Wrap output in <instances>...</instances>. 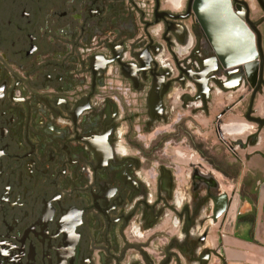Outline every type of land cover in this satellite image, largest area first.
<instances>
[{"label": "flooded vegetation", "instance_id": "af4514ba", "mask_svg": "<svg viewBox=\"0 0 264 264\" xmlns=\"http://www.w3.org/2000/svg\"><path fill=\"white\" fill-rule=\"evenodd\" d=\"M192 1L0 0V264L221 252L219 152L264 130V8L231 0L259 55L248 79L216 61Z\"/></svg>", "mask_w": 264, "mask_h": 264}, {"label": "water", "instance_id": "95a60500", "mask_svg": "<svg viewBox=\"0 0 264 264\" xmlns=\"http://www.w3.org/2000/svg\"><path fill=\"white\" fill-rule=\"evenodd\" d=\"M264 8L263 0H259ZM240 9V7L238 6ZM190 11L201 25L209 44L215 52L216 61L226 70L239 68L250 79V67L258 65V52L254 36L249 33L242 20L243 12L234 13L231 0H193ZM120 63V59H116ZM124 66V65H123ZM254 124L264 128L261 119L251 120ZM219 197L221 208L212 217L214 224L222 219L231 226L238 218L252 214L255 206L249 199H241L239 194L230 198L222 191ZM217 205L216 199L213 200ZM255 242L235 237L230 231L221 228L222 250L217 253L224 264H264V183L260 187L258 212L256 218Z\"/></svg>", "mask_w": 264, "mask_h": 264}, {"label": "crops", "instance_id": "0c3cea01", "mask_svg": "<svg viewBox=\"0 0 264 264\" xmlns=\"http://www.w3.org/2000/svg\"><path fill=\"white\" fill-rule=\"evenodd\" d=\"M236 155L237 156H235L233 160L235 161V163H240L239 165L242 164V169L240 170L241 176H243L244 178L248 175H251V177H255L259 179V181H257L255 188H253V193H256V201L252 202L255 206L254 212L252 214L238 218L237 223L233 225V230L231 231V233L234 234L235 237L247 240L249 242H255V225L258 212V200L260 187L264 183L263 131L258 135V139L253 145H248L244 149H239ZM225 160L229 161L228 163L230 164L233 163L229 160V158H226ZM221 262L222 261L219 259L218 264H221Z\"/></svg>", "mask_w": 264, "mask_h": 264}, {"label": "rangeland", "instance_id": "374dc122", "mask_svg": "<svg viewBox=\"0 0 264 264\" xmlns=\"http://www.w3.org/2000/svg\"><path fill=\"white\" fill-rule=\"evenodd\" d=\"M253 16L256 18V17H258V14L254 13ZM227 103H230V102H228V101L225 102L224 99L222 98V96H216L215 97V105H218L217 110L221 109V105L225 106ZM243 111H244V108H240V113H242ZM231 120H235V118L234 119L231 118L229 121H231ZM238 120L240 122H245L246 123V121L243 120V118L241 117V114H240V117H239ZM250 125H253V124H250ZM255 127L257 128V126H255ZM257 134H260V133H257ZM246 136L243 137L242 139H245ZM263 136H264V130H263ZM231 138H240V137L239 136L229 137V141H231ZM219 155L223 159V161H222L223 169H225L227 172H229L232 175L229 178H226L224 176L222 177V180H223L222 183H223V185L225 187V190H226V188L228 189L229 197L233 198V195L239 194L241 196V199H245L246 198V199H249L252 202H255L256 201V193L255 192L253 193V191H254L253 188H255V186L257 184V180H259V179L255 178V177H251V175H248L247 177L243 178V176H241V174H240V170L242 169V164L239 165L240 163H235V161L233 160V157H232L233 154L225 153V151L223 149L222 151L219 152ZM224 158L225 159L229 158V160L232 161L233 163L232 164L228 163L229 161L224 160ZM198 159H199L198 155L195 152H192L190 154L191 162H197ZM198 161L201 162V160H198ZM202 163L205 165V167L207 169L210 168V166L206 162H202ZM221 222H223V221H221ZM220 224L222 225V223H220ZM221 225L211 229V235L212 236L214 235V233L219 228H223L222 230H225V231L226 230L227 231L233 230V226H231L229 224V222H227V220L224 221L223 227H221ZM218 263H219V258H218V256H216V258L213 259L211 264H218Z\"/></svg>", "mask_w": 264, "mask_h": 264}, {"label": "trees", "instance_id": "16d2710c", "mask_svg": "<svg viewBox=\"0 0 264 264\" xmlns=\"http://www.w3.org/2000/svg\"><path fill=\"white\" fill-rule=\"evenodd\" d=\"M254 144V143H253ZM253 144H250V145H253ZM219 172H221L225 177L229 178L231 177L232 175L227 172L225 169H222V170H219ZM234 178V177H233Z\"/></svg>", "mask_w": 264, "mask_h": 264}, {"label": "bare ground", "instance_id": "6f19581e", "mask_svg": "<svg viewBox=\"0 0 264 264\" xmlns=\"http://www.w3.org/2000/svg\"><path fill=\"white\" fill-rule=\"evenodd\" d=\"M232 190V189H231ZM226 191L229 193L228 189L226 188ZM227 192H225L226 194H228ZM229 195V194H228Z\"/></svg>", "mask_w": 264, "mask_h": 264}, {"label": "built area", "instance_id": "2783aa9c", "mask_svg": "<svg viewBox=\"0 0 264 264\" xmlns=\"http://www.w3.org/2000/svg\"><path fill=\"white\" fill-rule=\"evenodd\" d=\"M118 85H121L120 83H117Z\"/></svg>", "mask_w": 264, "mask_h": 264}]
</instances>
